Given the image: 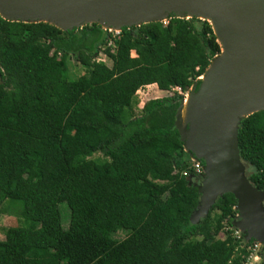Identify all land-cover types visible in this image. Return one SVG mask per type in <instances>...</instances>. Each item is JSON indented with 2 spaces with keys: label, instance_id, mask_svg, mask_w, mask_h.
I'll use <instances>...</instances> for the list:
<instances>
[{
  "label": "trees",
  "instance_id": "obj_1",
  "mask_svg": "<svg viewBox=\"0 0 264 264\" xmlns=\"http://www.w3.org/2000/svg\"><path fill=\"white\" fill-rule=\"evenodd\" d=\"M213 33L206 19L174 15L116 33L0 15V205L20 201L28 221L6 229L0 264H240L238 241L218 236L235 214L231 192L191 216L202 177L177 127L181 93L220 53ZM70 59L80 75L69 76ZM151 83L178 91L135 115L136 91ZM236 137L249 183L264 191V109L242 117Z\"/></svg>",
  "mask_w": 264,
  "mask_h": 264
},
{
  "label": "water",
  "instance_id": "obj_2",
  "mask_svg": "<svg viewBox=\"0 0 264 264\" xmlns=\"http://www.w3.org/2000/svg\"><path fill=\"white\" fill-rule=\"evenodd\" d=\"M0 7L14 18L11 21H46L62 30L90 22L99 24L95 20L86 21L89 15L124 23L119 29L160 21L154 19L159 7L212 13L222 42L213 34L223 51L204 82L201 79L196 90L190 88L187 123L180 117L182 100L177 107V127L183 147L189 155L193 153L203 160L202 178L194 183L200 196L191 216L195 220L203 218L218 196L231 192L236 198L238 227L248 238L264 245V191L253 187L244 175L236 134L239 120L245 115L235 113L237 109L251 107L257 108L254 111L264 109V65L259 61L264 54V0H0ZM185 14L179 10L166 11L163 17ZM134 21L138 23L129 24ZM202 82L204 87L198 92ZM226 143L238 167L235 174L222 175L216 171L215 157Z\"/></svg>",
  "mask_w": 264,
  "mask_h": 264
},
{
  "label": "rangeland",
  "instance_id": "obj_3",
  "mask_svg": "<svg viewBox=\"0 0 264 264\" xmlns=\"http://www.w3.org/2000/svg\"><path fill=\"white\" fill-rule=\"evenodd\" d=\"M166 18L167 16H164L160 21H165ZM107 30L112 31L113 33H116L117 31H119V30L116 31L112 29H107ZM222 51L223 49L221 48L220 53H222ZM97 56H98L97 58L102 60L104 63H106L107 65L109 64V60L102 53H98ZM259 61L262 65H264V54L260 56ZM69 66H70L69 76H72V77L80 75L84 69L74 59L69 60ZM197 79L201 81L202 77L200 76ZM150 91H151V88L149 87H146V88L143 87L139 89L138 91H136L137 104L134 109L135 115L139 114V109L141 108L140 106H142L143 102L146 101L147 99H150L152 97L170 96L173 94L174 91H178V89L173 88L170 90H166L165 92H163V94H161L162 96H159L160 94H153L152 96L150 94ZM189 92H190V89L187 90L185 93H181L183 94V97H185V101L187 100L189 96L188 94ZM91 157L97 158V159L102 158L101 154L97 152L92 154ZM234 160L235 159H234V156L232 155L230 146L227 145L226 143L224 146V149L219 154H217L215 157L214 163H215L216 171L218 172V174H222V175L235 174L237 172L238 167L236 166V163ZM244 175H245V170H244ZM194 177H199V173L195 172ZM58 207H59V213H58L59 227L60 229H66L68 226V220H69V210L67 206L65 205V203L63 202L59 203ZM238 220H239L238 210H235V214L230 217V222L225 224L226 227L227 226L230 227L231 233L232 231L234 233V231H238V229H240L237 225ZM27 222L28 221L26 220V218L22 216L20 201L7 200V201H4L0 205V239L3 238L4 233L8 227L16 226V225H26ZM223 231L224 229L222 228L218 236L223 237ZM240 233H241L242 241L245 242L247 239V234L242 232V230ZM111 236L116 240L127 239V240L132 241L134 239L133 234L125 230H117L113 232ZM260 245H261L260 254L263 255L264 245L262 242L260 243ZM59 264H62V263H59Z\"/></svg>",
  "mask_w": 264,
  "mask_h": 264
},
{
  "label": "bare ground",
  "instance_id": "obj_4",
  "mask_svg": "<svg viewBox=\"0 0 264 264\" xmlns=\"http://www.w3.org/2000/svg\"><path fill=\"white\" fill-rule=\"evenodd\" d=\"M176 10L185 12L186 14L184 15V17H186V18L192 17V16H196V17H198L200 19H206V20L210 21V23L212 25V28H213V32H214V34L217 37V40L222 42V39H221L220 34H219V28H218V23H217L216 17L210 12L190 10V9H180V8L177 9L176 7H159L158 10H157L158 15L154 19L155 20L156 19H162L163 15H164V13L166 11L170 12V11H176ZM0 15L4 19H8V20L14 19L13 17H10V16L6 15L3 12L1 7H0ZM85 20L86 21H94L95 20V21H97L99 23V25L103 29H112V30H116V31L119 30V27L121 25H124V23H120V22H116V23L107 22L102 17H97L95 15H89ZM130 23L137 24L138 22L134 21V22H129V24ZM218 58H219V55H217V56H215L213 58V60L210 63V67H208L206 69V72H204V74L201 76L202 79H203V82L205 80L206 74L215 65V63L218 61ZM203 82H202L200 90H198V92H200L203 89V87H204ZM190 99H191V93H189V96H188L186 101H185V97H183V99H182V107L180 109V117H181V120H182L183 123H187L189 121L190 109H191ZM255 109H257V108L256 107H251V108H247V109H237L235 111V113H237L240 116H243V115H246V114L254 111Z\"/></svg>",
  "mask_w": 264,
  "mask_h": 264
},
{
  "label": "built area",
  "instance_id": "obj_5",
  "mask_svg": "<svg viewBox=\"0 0 264 264\" xmlns=\"http://www.w3.org/2000/svg\"><path fill=\"white\" fill-rule=\"evenodd\" d=\"M132 52V51H131ZM178 89V88H177ZM183 147V146H182ZM183 151L187 153L188 159L190 161V167L192 168L193 172H198L199 177H202L203 175V166L199 163V160L195 158L193 155H189V153L186 151V149L183 147ZM183 175L189 176L188 170H185L182 172ZM235 208V207H234ZM226 224V223H225ZM223 226L224 230H229V226ZM241 230L238 229V231H230L231 237L238 241L241 248L244 250L243 259L240 261V264H263L262 260L264 259V253L263 255L260 254L261 245L260 241L256 239H252L251 241L247 237L246 241H242L241 237ZM243 242V243H241Z\"/></svg>",
  "mask_w": 264,
  "mask_h": 264
},
{
  "label": "crops",
  "instance_id": "obj_6",
  "mask_svg": "<svg viewBox=\"0 0 264 264\" xmlns=\"http://www.w3.org/2000/svg\"><path fill=\"white\" fill-rule=\"evenodd\" d=\"M131 55H134V53L133 52H131ZM143 87H149V88H151V91H150V94L153 96V94H160L159 96H162L161 94H163V92H165L166 90H160V89H158L157 87H156V85L154 84V83H151V84H147V85H144V86H142L141 88H143ZM154 87H155V89H154ZM141 88H139V89H141ZM138 89V90H139ZM137 90V91H138ZM163 97V96H162ZM152 98H156V97H152ZM151 99V98H150ZM141 107V106H140ZM263 204H264V201H263ZM236 210V209H235ZM252 240V238H249V240ZM250 240V241H251Z\"/></svg>",
  "mask_w": 264,
  "mask_h": 264
}]
</instances>
